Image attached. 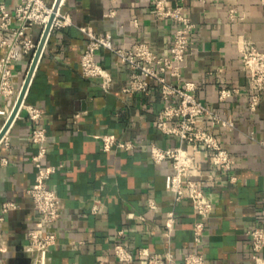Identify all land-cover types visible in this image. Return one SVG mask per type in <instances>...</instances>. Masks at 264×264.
<instances>
[{"label": "crops", "instance_id": "0c3cea01", "mask_svg": "<svg viewBox=\"0 0 264 264\" xmlns=\"http://www.w3.org/2000/svg\"><path fill=\"white\" fill-rule=\"evenodd\" d=\"M17 1L0 3L13 10ZM184 6L196 23L193 43L181 75H169V79L195 80L197 96L235 122L234 126L204 122L235 156L232 169L216 166L210 150H196L195 176L214 201L203 242L193 241V226L200 215L192 200L185 197L174 203L167 186L174 170L171 161H153L145 145L180 142L178 136L157 128L164 105L159 84L152 81L142 92L123 90L130 69L117 65V56L106 48L97 51V58L113 73L110 90L103 88L100 78L84 76L80 63L88 40L80 26L111 33L115 45L145 40L155 50L169 53L176 23L157 18L153 0H63L61 8L70 13L73 23L50 32L25 96L27 102L44 108L43 116L32 121L21 109L5 132L8 143L0 140V206L7 199L18 202L0 222V264L33 262L28 230L38 212L27 188L35 181L32 156L37 145L30 137L38 125L47 128L46 160L63 162L49 179L62 198V213L54 225L57 240L48 251V264H97L99 260L121 264L113 248L116 241L136 253L131 264H145L138 254L141 247L157 253L170 248L176 261L199 247L208 264H254L247 230L256 224L264 226V93L258 109L252 111L251 81L242 66L239 45L242 39H252L264 50V4L260 0H184ZM111 9L115 13L106 15ZM31 32L40 41L41 27ZM2 37L0 30V41ZM5 50L0 44V52ZM31 62V55L13 62L18 90ZM223 81L238 92L221 99ZM17 97L0 96V131ZM106 132L138 145L104 149L101 135ZM149 198L157 201V208L148 205ZM170 209L177 213L172 231L165 225ZM119 229L123 234H118Z\"/></svg>", "mask_w": 264, "mask_h": 264}, {"label": "built area", "instance_id": "2783aa9c", "mask_svg": "<svg viewBox=\"0 0 264 264\" xmlns=\"http://www.w3.org/2000/svg\"><path fill=\"white\" fill-rule=\"evenodd\" d=\"M54 1L49 3L47 0H18L13 10L9 9L5 2L0 3V30L3 32L0 44L6 48L3 53L0 52V96L11 98L19 95L20 90L14 83L13 62L27 55H31L33 59L39 39L35 40L31 29L40 26L42 37L53 11ZM260 1L264 4V0ZM153 3L157 18L176 23L169 53L155 50L145 40H136L128 46L115 45L111 33H98L92 27L83 25L80 28L87 34L88 40L81 54V71L86 77L100 78L103 88L110 90L114 80L113 73L97 58V51L106 48L117 56V65H126L130 69L129 82L123 90L142 92L150 87L152 81L159 84L164 105L157 116V128L164 133L178 136L180 142L174 146L160 145L153 141L145 145L148 146L153 161H171L174 170L167 177V186L173 192L174 203L185 197L192 200L196 212L200 215L193 226V241L200 245L206 235L207 221L214 201L203 189L201 180L195 176L198 169L196 150H210L216 166L232 169L235 156L224 145L219 135L204 122L224 126H234L235 122L231 116L221 114L197 96L195 80L178 82L169 79V75H181V66L193 43L196 23L185 12L184 0H178L176 3L153 0ZM61 5L55 12L50 32L73 23L70 13L64 11ZM114 13L115 10L111 9L106 15ZM239 51L242 66L249 73L251 81L249 108L255 111L264 93V50L254 40L242 39ZM236 92L238 88L228 85L225 81L219 87L221 99H226ZM21 109L26 111L32 121L40 119L44 113L43 107L25 99L19 111ZM30 138L37 145V151L32 156L36 174L35 181L27 188V192L32 197L38 216L28 230L27 247L33 253L32 264H48V251L57 240L54 225L62 213V198L57 189L50 185L49 179L63 162L56 164L46 160L48 133L45 126L33 127ZM1 139L8 143L5 134ZM101 141L104 149H133L138 145L132 139L118 137L110 132L102 133ZM235 179L236 175H231V180ZM148 205L152 208L158 207L153 198H149ZM17 207L18 202L15 200L3 201L0 206V222L5 220L8 212ZM94 209H97L96 205ZM176 219L175 209L166 212L165 225L168 231L174 229ZM123 232V229L118 230V234ZM247 232L250 236L252 262L264 264V226L253 225ZM113 248L121 264H131L136 258V253L121 241H116ZM138 254L143 257L145 264H208L204 250L199 247L187 251L179 261L175 260L170 248L165 249L163 253H157L148 247H141ZM97 264L106 262L99 260Z\"/></svg>", "mask_w": 264, "mask_h": 264}, {"label": "water", "instance_id": "95a60500", "mask_svg": "<svg viewBox=\"0 0 264 264\" xmlns=\"http://www.w3.org/2000/svg\"><path fill=\"white\" fill-rule=\"evenodd\" d=\"M62 1L63 0H55L54 1L53 11L51 13L50 20L48 21V23H47V25L45 27V30L43 32V35L40 38V41L38 43L37 49H36L35 54L33 56V59H32L29 71L27 73V76L25 78V81H24V83H23V85H22V87L20 89L19 95L17 97V100H16V102L14 104V107H13L9 117H8L5 125L3 126V128L0 131V140L3 137V135L5 134V132L7 131V129L9 128V126H10L11 122L13 121V119L15 118V116L18 114L19 109L21 107V104H22L23 100L25 99V96H26V93H27V91L29 89V86H30V83H31V80H32V77H33V74H34V71H35V68H36L37 63H38V61L40 59V56L42 54L43 48L45 46V43L47 41L50 29H51V24H52L53 18L55 16V12L57 11L59 6L61 5Z\"/></svg>", "mask_w": 264, "mask_h": 264}]
</instances>
